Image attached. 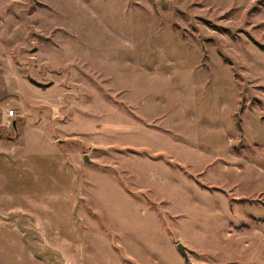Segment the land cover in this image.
<instances>
[{"label": "rangeland", "instance_id": "rangeland-1", "mask_svg": "<svg viewBox=\"0 0 264 264\" xmlns=\"http://www.w3.org/2000/svg\"><path fill=\"white\" fill-rule=\"evenodd\" d=\"M0 264H264V0H0Z\"/></svg>", "mask_w": 264, "mask_h": 264}, {"label": "water", "instance_id": "water-1", "mask_svg": "<svg viewBox=\"0 0 264 264\" xmlns=\"http://www.w3.org/2000/svg\"><path fill=\"white\" fill-rule=\"evenodd\" d=\"M15 126V125H14ZM85 162L88 164L89 160L88 158H85ZM177 249L180 251V253L185 257L186 261H189V257L186 251V247L182 245L181 243L177 244Z\"/></svg>", "mask_w": 264, "mask_h": 264}, {"label": "built area", "instance_id": "built-area-1", "mask_svg": "<svg viewBox=\"0 0 264 264\" xmlns=\"http://www.w3.org/2000/svg\"><path fill=\"white\" fill-rule=\"evenodd\" d=\"M14 117H15V111H10V112L7 114V119H8L9 121L7 122V124L5 125V127H7V128H11V127H12V125H13V121H10V120L14 119Z\"/></svg>", "mask_w": 264, "mask_h": 264}]
</instances>
